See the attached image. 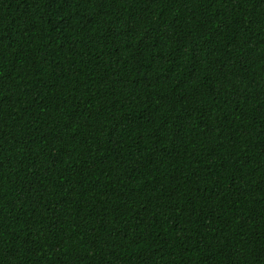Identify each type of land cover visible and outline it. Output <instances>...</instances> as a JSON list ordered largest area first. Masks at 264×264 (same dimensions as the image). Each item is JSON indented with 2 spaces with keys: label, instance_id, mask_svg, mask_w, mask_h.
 <instances>
[{
  "label": "trees",
  "instance_id": "1",
  "mask_svg": "<svg viewBox=\"0 0 264 264\" xmlns=\"http://www.w3.org/2000/svg\"><path fill=\"white\" fill-rule=\"evenodd\" d=\"M0 264H264V0H0Z\"/></svg>",
  "mask_w": 264,
  "mask_h": 264
}]
</instances>
